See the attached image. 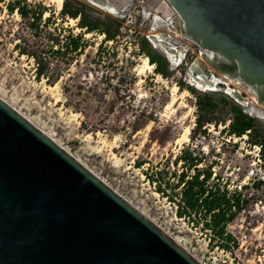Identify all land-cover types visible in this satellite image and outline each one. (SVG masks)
I'll return each mask as SVG.
<instances>
[{"label": "rangeland", "instance_id": "rangeland-1", "mask_svg": "<svg viewBox=\"0 0 264 264\" xmlns=\"http://www.w3.org/2000/svg\"><path fill=\"white\" fill-rule=\"evenodd\" d=\"M14 1L0 2V98L203 264H264V152L251 144L247 135L229 136V122L208 125L206 134L195 132L197 98L189 91L181 97L188 86L205 92L189 82L192 71L200 68L209 78L223 81L205 93L228 95L257 119L264 136V107L251 95V88L223 78L206 63L202 53L207 50L184 36V21L167 0H104L117 12L105 10L95 0H69L82 9L86 23L100 26L93 32L80 28L79 19L63 17V8L60 10L56 0H25L45 8L39 36L17 11L9 12L7 6ZM107 30L116 37L109 40L104 33ZM79 35L78 52L70 51L64 57L49 52L56 46L54 39L65 45ZM158 35L163 42L152 37ZM143 39L148 41L147 50L165 57L167 78L156 71L157 65L152 72L141 73L144 60L151 63L141 50ZM161 44L174 47V54L182 53L181 63L170 62ZM20 47L37 52L43 49L42 53L50 57L46 76H37L36 60L23 55ZM179 83L184 84L183 90ZM175 86L179 101L170 106ZM232 92L241 94L248 104L239 103ZM186 129H191L189 141L178 142ZM183 149L202 161L200 169L212 170L211 183L226 184L231 191L246 187L242 193L248 202L228 227L238 242L231 252L210 242L201 225L193 227L188 220L178 218L176 204L153 183L159 176L163 188L166 182L177 185L183 169L182 163L174 165V161Z\"/></svg>", "mask_w": 264, "mask_h": 264}, {"label": "water", "instance_id": "water-1", "mask_svg": "<svg viewBox=\"0 0 264 264\" xmlns=\"http://www.w3.org/2000/svg\"><path fill=\"white\" fill-rule=\"evenodd\" d=\"M167 1L215 54L202 58L264 106V0ZM0 264L203 263L0 98Z\"/></svg>", "mask_w": 264, "mask_h": 264}, {"label": "trees", "instance_id": "trees-1", "mask_svg": "<svg viewBox=\"0 0 264 264\" xmlns=\"http://www.w3.org/2000/svg\"><path fill=\"white\" fill-rule=\"evenodd\" d=\"M0 2H5V0H0ZM7 8L10 13L17 11L21 18L26 21L28 28L39 36L40 26L45 15L44 7L27 4L25 0H17L9 3ZM61 15L75 20L79 19V27L86 29L88 32L100 30V26L97 23H86V17L82 9L78 5H71L69 0L64 2ZM47 21L45 25L51 21V16ZM104 33L109 40L116 37V33L110 30L104 31ZM54 40L56 41V46H60V49L55 48L56 46L50 47L49 52L62 54L63 57L70 51L78 52L81 47L80 35L71 37L70 43H65V45H62L59 38ZM140 45L141 50L146 53L151 64L157 65L156 71L167 78L169 74L165 57L147 50L149 44L146 39H143ZM65 47L66 49H64ZM42 50L40 49L37 52L25 47L20 49L23 55L31 56L36 60L38 77L46 76L50 68V57L43 54ZM178 86L181 90L184 89L183 83H179ZM186 89L197 98L199 115L195 132L200 131L202 134H206L208 125L217 127L220 124L229 122L230 125L227 131L229 136L242 138L247 135L252 138L250 143L260 146L264 152V136L260 134L261 131L257 119L247 114L233 99L223 93L200 92L190 86L186 87ZM183 150L174 161V165L182 163L183 169L178 175L177 185L172 186L166 182L165 188H163L159 176L153 183H157L159 186V193L168 198L170 202L176 204V215L178 218L188 220V223L193 227L201 225V228L210 236V242H214L215 246L220 249L231 252L232 249L238 246V242L228 231V227L243 211L248 202L242 193V190L246 187H242L241 191H231L226 184L211 183L213 179L212 170L200 169L199 165L202 161L193 155L189 149ZM141 165V163H138L139 167ZM168 189H170V193ZM177 190L179 191L177 192Z\"/></svg>", "mask_w": 264, "mask_h": 264}, {"label": "bare ground", "instance_id": "bare-ground-1", "mask_svg": "<svg viewBox=\"0 0 264 264\" xmlns=\"http://www.w3.org/2000/svg\"><path fill=\"white\" fill-rule=\"evenodd\" d=\"M99 6L103 7L105 10L107 11H116L115 7L114 6H111L110 3H107V2H104V0H95ZM56 2H58L59 4V8L60 10L63 8V2L64 0H56ZM117 12V11H116ZM73 23V22H72ZM170 24V23H169ZM170 29L172 28L173 29V23L170 24L168 26ZM155 31V30H154ZM158 33V32H157ZM181 33V32H179ZM184 34V33H183ZM162 35V34H161ZM180 36V35H179ZM153 38H155L156 42H163L164 39L161 37V36H152ZM166 41V40H165ZM166 43V42H165ZM167 45V44H166ZM160 47H165L164 45H159ZM171 50L174 52L176 51L174 47H165V53L167 54L168 58L170 59V62H173V63H176V64H180L181 61L183 60V55L182 53H179V54H174L173 52H171ZM203 54H206V55H209L211 56L212 58L210 59V61H213L214 60V55L212 52H203ZM144 65L141 69V73H144L146 71H149V72H152V70L155 68V65L149 63L148 59L144 60ZM207 63V62H206ZM208 64V63H207ZM209 65V64H208ZM210 66V65H209ZM211 67V66H210ZM212 68V67H211ZM213 69V68H212ZM216 71V70H215ZM223 78H226V77H223ZM232 82H238L240 81L239 79H230V78H226ZM189 81L193 84L194 87L200 89L201 91H205V92H208V91H213L215 90L223 81L222 79H217L216 77H212V78H209L205 72L203 70H201L200 68L199 69H195L194 71H192L191 75H190V78H189ZM242 82V81H241ZM252 90V89H251ZM177 91H178V86H175L174 89H173V99H172V102L170 104V106H175L179 99H178V96H177ZM189 92L188 91H185L183 92L182 96L181 97H186L187 94ZM233 96L235 97H238L239 93H236V92H232L231 93ZM251 95L255 97V93L254 91L252 90L251 91ZM257 101V100H256ZM242 104L244 105H247V99L245 101H241ZM258 103V101H257ZM262 106V105H261ZM264 107V106H263ZM191 133V129H186L185 133L182 135L181 138H179L178 142H185V141H189V135Z\"/></svg>", "mask_w": 264, "mask_h": 264}, {"label": "flooded vegetation", "instance_id": "flooded-vegetation-1", "mask_svg": "<svg viewBox=\"0 0 264 264\" xmlns=\"http://www.w3.org/2000/svg\"><path fill=\"white\" fill-rule=\"evenodd\" d=\"M174 28V27H173ZM190 82V81H189ZM190 84L193 86V84L190 82ZM196 88V87H195ZM198 89V88H197ZM200 90V89H199Z\"/></svg>", "mask_w": 264, "mask_h": 264}]
</instances>
